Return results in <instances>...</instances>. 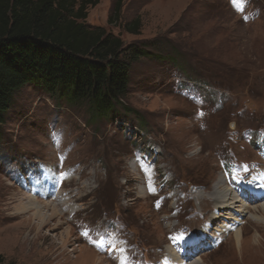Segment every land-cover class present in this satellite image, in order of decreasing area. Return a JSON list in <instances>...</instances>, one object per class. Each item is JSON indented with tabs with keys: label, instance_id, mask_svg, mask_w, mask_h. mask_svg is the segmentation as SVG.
I'll return each instance as SVG.
<instances>
[{
	"label": "rangeland",
	"instance_id": "1",
	"mask_svg": "<svg viewBox=\"0 0 264 264\" xmlns=\"http://www.w3.org/2000/svg\"><path fill=\"white\" fill-rule=\"evenodd\" d=\"M134 18L137 34L123 27ZM85 21L150 54L107 119L32 83L14 92L0 125L4 264H264V0H99ZM42 204L59 212L46 224Z\"/></svg>",
	"mask_w": 264,
	"mask_h": 264
},
{
	"label": "trees",
	"instance_id": "2",
	"mask_svg": "<svg viewBox=\"0 0 264 264\" xmlns=\"http://www.w3.org/2000/svg\"><path fill=\"white\" fill-rule=\"evenodd\" d=\"M98 2L0 0V125L14 92L29 83L66 103H87L92 120L107 119L123 106L131 63L150 53L87 24V8ZM120 9L117 1L109 24L119 20ZM123 27L137 34L140 20Z\"/></svg>",
	"mask_w": 264,
	"mask_h": 264
},
{
	"label": "bare ground",
	"instance_id": "3",
	"mask_svg": "<svg viewBox=\"0 0 264 264\" xmlns=\"http://www.w3.org/2000/svg\"><path fill=\"white\" fill-rule=\"evenodd\" d=\"M137 168V167H136ZM152 171L150 170V174L148 173L149 176L152 175ZM220 183V181H219ZM219 183H216L217 185V189H218V192H220V196L221 197H218V203H217V207L218 209L220 210H228L230 209V207L232 206V203L235 202L234 199L235 197L234 196H231V193L232 192H229V189L227 188H222V186L219 184ZM221 187V188H220ZM221 189V190H220ZM257 193L259 194H256V196H261L264 194V189L261 188V191H257ZM202 194V193H201ZM70 198V197H69ZM33 200V199H31ZM30 200V201H31ZM32 202V201H31ZM237 202V201H236ZM240 206V205H239ZM263 208H264V204L262 205ZM21 207L23 208H26V205H22ZM51 207V208H49ZM68 207V206H67ZM35 209L36 211L34 212V214L39 218L40 220V223L41 224H46V223H49L50 220H52L53 218H56L55 216L59 214L56 206H53V205H45V204H42V205H37L35 206ZM65 209H66V206H65ZM45 210H50L49 212L48 211H45ZM222 212V211H221ZM67 233V232H66ZM68 234V233H67ZM69 235V234H68ZM235 236L238 237V233L235 234ZM66 237V236H65ZM65 237H61L60 240H61V243L64 244L65 241H66V238ZM86 249V248H85ZM86 251H89V249H87ZM94 255V254H93ZM180 256V255H179ZM87 257V256H86ZM94 257H97L99 258L98 255H94ZM93 258V257H92ZM101 259V258H100ZM183 259H185L183 257ZM187 259V257H186ZM182 260V259H181ZM95 261V260H94ZM97 261V260H96ZM101 261V260H100ZM173 261L176 262V259L174 258ZM99 263V262H98ZM101 263V262H100ZM92 264H93V261H92Z\"/></svg>",
	"mask_w": 264,
	"mask_h": 264
}]
</instances>
